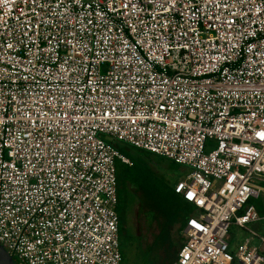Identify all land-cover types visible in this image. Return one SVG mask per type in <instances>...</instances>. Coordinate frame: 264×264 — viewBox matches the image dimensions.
Returning <instances> with one entry per match:
<instances>
[{
    "label": "built area",
    "instance_id": "1",
    "mask_svg": "<svg viewBox=\"0 0 264 264\" xmlns=\"http://www.w3.org/2000/svg\"><path fill=\"white\" fill-rule=\"evenodd\" d=\"M111 136L192 171L174 264H264V0H0V245L123 264ZM243 211V212H241ZM251 237L232 250L231 227ZM259 239L254 245L252 240Z\"/></svg>",
    "mask_w": 264,
    "mask_h": 264
},
{
    "label": "rangeland",
    "instance_id": "2",
    "mask_svg": "<svg viewBox=\"0 0 264 264\" xmlns=\"http://www.w3.org/2000/svg\"><path fill=\"white\" fill-rule=\"evenodd\" d=\"M105 139L125 157L133 161L140 157L138 156L140 151L131 145L111 136H105ZM143 156L148 155L144 153ZM155 157L152 154L144 159L146 165L156 172L144 179L143 184H137V181L133 180V191L129 194V198L137 200L142 208L138 209L137 203L132 205L130 202L132 206L127 211L125 231L120 235L121 248L126 250L123 264H173L185 241L180 231L181 226L188 217L197 216V210L192 204L181 202V208L178 209L179 199L172 193L177 183L185 180L192 170L188 166L177 164L169 159L155 160ZM117 162L120 164V161ZM260 186L261 196L249 202L250 205L258 208L264 207V183ZM136 188L141 190L139 191L141 195L138 193L137 196ZM247 229L257 232L260 236L264 235V225L261 223H251L247 225ZM230 235L232 250L251 237L248 230L239 229L237 226L231 227ZM251 243L259 244V239L254 238Z\"/></svg>",
    "mask_w": 264,
    "mask_h": 264
},
{
    "label": "trees",
    "instance_id": "3",
    "mask_svg": "<svg viewBox=\"0 0 264 264\" xmlns=\"http://www.w3.org/2000/svg\"><path fill=\"white\" fill-rule=\"evenodd\" d=\"M135 149L140 151L139 154H138V156H140V157H138V160H134L133 161L132 159H129L126 156L129 159L130 163H125V162L121 161L120 159H118L117 161H120V164H121V166H120V164H118V162H116L117 178H118L117 212H118L119 219H120V235L123 234L124 231H125V221H126V218H127L128 208L131 207L133 204L137 203V200H130V198H129V194L133 191V183L135 181H137V184H139V183L143 184L144 183V179L148 178L149 175H151L154 172H156V171H153V169L151 167H148L146 165V161H145L144 158L145 157H150V155L153 154V155L156 156L154 158L155 160H157V159H162V160L167 159V158H165L163 156L157 155V154L152 153V152L147 151V150H143V149H139V148H135ZM140 153H142V154H140ZM144 153L147 154L148 156L144 157L143 156ZM151 160L153 161V159H151ZM133 180H134V182H133ZM139 191H141V190H139L137 188L135 189V193L137 194V196H138ZM172 193H173V195L176 198L179 199V203L177 204V208L178 209L181 208V202H184L186 204L187 203L191 204V203L187 202L186 200H184V198L180 194L176 193L175 188L172 191ZM139 194L141 195V193H139ZM130 202L132 203V205H131ZM137 205H138V209L142 208L141 205H139L138 203H137ZM259 210L262 212L261 207H259ZM241 212H243V211H241ZM159 214H161L160 211H159ZM186 223H187V220L181 226L180 231L183 230V228L185 227ZM121 252H122V257H123V261H124L125 258H126V250L121 248ZM14 261L17 264V260L14 259Z\"/></svg>",
    "mask_w": 264,
    "mask_h": 264
},
{
    "label": "water",
    "instance_id": "4",
    "mask_svg": "<svg viewBox=\"0 0 264 264\" xmlns=\"http://www.w3.org/2000/svg\"><path fill=\"white\" fill-rule=\"evenodd\" d=\"M0 264H16L13 257L0 245Z\"/></svg>",
    "mask_w": 264,
    "mask_h": 264
},
{
    "label": "crops",
    "instance_id": "5",
    "mask_svg": "<svg viewBox=\"0 0 264 264\" xmlns=\"http://www.w3.org/2000/svg\"><path fill=\"white\" fill-rule=\"evenodd\" d=\"M261 189H262V188H261ZM261 194H262V193H261ZM253 206H254V205H253ZM255 208L259 211V213H261L262 215H264V213H263V212H264V207H263V206L261 207L262 212L259 210L258 207L255 206ZM188 218H189V217H188ZM188 218H187V219H188ZM177 255H178V254H177Z\"/></svg>",
    "mask_w": 264,
    "mask_h": 264
}]
</instances>
